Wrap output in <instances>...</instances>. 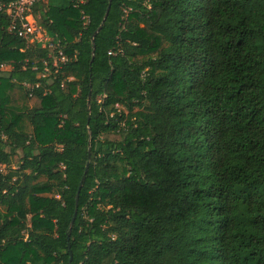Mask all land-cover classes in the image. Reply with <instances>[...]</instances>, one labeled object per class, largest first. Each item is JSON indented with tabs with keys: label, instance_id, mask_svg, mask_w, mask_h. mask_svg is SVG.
Masks as SVG:
<instances>
[{
	"label": "trees",
	"instance_id": "obj_1",
	"mask_svg": "<svg viewBox=\"0 0 264 264\" xmlns=\"http://www.w3.org/2000/svg\"><path fill=\"white\" fill-rule=\"evenodd\" d=\"M80 1L0 12V264H264V0Z\"/></svg>",
	"mask_w": 264,
	"mask_h": 264
},
{
	"label": "built area",
	"instance_id": "obj_2",
	"mask_svg": "<svg viewBox=\"0 0 264 264\" xmlns=\"http://www.w3.org/2000/svg\"><path fill=\"white\" fill-rule=\"evenodd\" d=\"M42 2V0H14L8 4H0V12L5 13L9 18L8 32L22 39L27 46L38 47L47 51V59L32 60L31 68L38 71L41 66V72L38 78H46L53 68L56 72L61 66L70 61V58L64 53L63 47L54 42L41 28L37 25V19L34 16V7ZM81 0L79 3H82ZM81 18L87 20L81 12ZM113 55L112 51L108 52ZM28 63V60L25 61ZM6 65H0V70H4ZM21 87L27 93L28 98H34V91L40 88V83L28 84L21 83ZM46 92V89L43 92ZM0 171H4V167L0 166Z\"/></svg>",
	"mask_w": 264,
	"mask_h": 264
},
{
	"label": "rangeland",
	"instance_id": "obj_3",
	"mask_svg": "<svg viewBox=\"0 0 264 264\" xmlns=\"http://www.w3.org/2000/svg\"><path fill=\"white\" fill-rule=\"evenodd\" d=\"M38 22L40 24V21H38ZM6 72H7L6 68L4 70H2V71L0 70V74L1 75L5 74ZM9 95L11 96L10 97V104L13 107L21 108V111H23L24 109H27V108L30 109V108H32L35 105V100L34 99H29L28 98V101H24L21 98V93L18 91V89H14L13 91H11V93L9 92ZM22 123L24 125H26L28 132L31 134V128L28 126V123L26 122L25 119H23ZM13 166H16V164L13 165ZM27 219H29V217Z\"/></svg>",
	"mask_w": 264,
	"mask_h": 264
},
{
	"label": "water",
	"instance_id": "obj_4",
	"mask_svg": "<svg viewBox=\"0 0 264 264\" xmlns=\"http://www.w3.org/2000/svg\"><path fill=\"white\" fill-rule=\"evenodd\" d=\"M109 1V3H108V6H107V9H106V12H105V15H104V18H103V20H102V22H101V25L98 27V29L93 33V35H92V39L98 34V32L102 29V26H103V24H104V22H105V20H106V18H107V16H108V13H109V9H110V4H111V2H110V0H108ZM88 106H89V104H90V96H89V98H88ZM90 157V152H88V158ZM87 169H88V163L86 164V166H85V172H84V174H83V176H82V178H81V180H80V182H79V185H78V188H77V191H76V194H75V201H74V210H73V215H72V218H71V220H70V224H69V233H70V231H71V229H72V227H73V225H74V222H75V219H76V216H77V211H78V199H79V194H80V191H81V188H82V186H83V181H84V179H85V173H86V171H87ZM70 261H71V258H70Z\"/></svg>",
	"mask_w": 264,
	"mask_h": 264
},
{
	"label": "crops",
	"instance_id": "obj_5",
	"mask_svg": "<svg viewBox=\"0 0 264 264\" xmlns=\"http://www.w3.org/2000/svg\"><path fill=\"white\" fill-rule=\"evenodd\" d=\"M47 2H48V0H42V5L43 6H46L47 5ZM45 14H46V8H44V9H35L34 10V16L36 17V19H37V25L41 28V30L42 31H44L43 29H42V27H41V21L43 20L42 19V16H45ZM46 18L45 19H47L48 17L47 16H45ZM38 21H40V24H39V22ZM45 32V31H44Z\"/></svg>",
	"mask_w": 264,
	"mask_h": 264
}]
</instances>
